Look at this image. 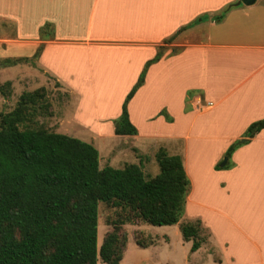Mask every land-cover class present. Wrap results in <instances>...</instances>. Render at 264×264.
<instances>
[{
  "label": "crops",
  "instance_id": "obj_1",
  "mask_svg": "<svg viewBox=\"0 0 264 264\" xmlns=\"http://www.w3.org/2000/svg\"><path fill=\"white\" fill-rule=\"evenodd\" d=\"M237 3L222 21L212 19ZM6 26L14 28L13 36ZM0 30L1 85L12 81L19 96L53 83L73 98L119 96V116L146 64L163 47V57L148 68L128 103L138 134L116 135L114 126L112 132L130 139L136 151V142L149 146L143 139L168 132L171 141L156 154L163 148L182 158L191 182L184 220L199 219L210 233L212 252L204 245L192 257L203 252L212 264H264V129L246 136L264 120V0L251 6L241 0H0ZM41 44L34 65L3 64L34 57ZM64 112L69 121L70 105ZM186 121L188 128L177 133ZM137 165L144 169L145 162ZM163 240L168 243L161 252L157 244ZM171 242L165 234L146 249H157L148 252L157 255L137 262L127 247L120 264H175Z\"/></svg>",
  "mask_w": 264,
  "mask_h": 264
},
{
  "label": "trees",
  "instance_id": "obj_2",
  "mask_svg": "<svg viewBox=\"0 0 264 264\" xmlns=\"http://www.w3.org/2000/svg\"><path fill=\"white\" fill-rule=\"evenodd\" d=\"M239 5L229 6L212 19L222 21L231 8ZM44 30L42 39L46 38ZM43 50L41 44L34 59ZM162 57L163 47L146 64L126 96L121 117L115 121L116 135L138 134L130 120L128 103L144 84L148 68ZM28 61L8 59L3 64L14 66ZM10 85L8 82L0 87L3 97L5 86ZM40 96H47L45 89L24 92L14 111L0 114V264H98L99 257L105 264H120L128 242L118 253V238L115 233L109 234L99 249L100 203L121 210L134 208L140 220L152 226L180 222L191 186L180 156L160 149L156 154L160 173L153 178H147L137 164L100 168V154L93 144L30 126L34 122L23 115L21 107L35 104ZM262 129L264 120L253 123L246 136L253 138ZM239 145L234 144L227 156ZM180 231L183 240L192 243L191 254L210 238L199 219L181 224ZM137 245L150 246L139 240Z\"/></svg>",
  "mask_w": 264,
  "mask_h": 264
},
{
  "label": "rangeland",
  "instance_id": "obj_3",
  "mask_svg": "<svg viewBox=\"0 0 264 264\" xmlns=\"http://www.w3.org/2000/svg\"><path fill=\"white\" fill-rule=\"evenodd\" d=\"M0 32L3 31L0 30ZM6 33L9 36H13L14 28L12 26H6ZM35 61L37 60L32 57L27 63L30 62L34 65ZM11 76L17 77L16 74L13 75V72ZM0 79L2 78L0 77ZM8 82H10L11 85L5 86L4 91L6 97L0 96V114H9L14 111L18 107V101L21 97L18 95V88H14L13 82L10 80L5 81L2 85L0 84V87ZM42 88L45 89V94L47 96H40L35 104L29 103L27 107H21L23 115H26L29 120H33L34 123L30 125L31 127L69 135L93 144L100 154V168L107 166L123 168L127 163L140 164L141 161H144L145 165L143 171L147 178H153L160 173L155 154L159 147H164L171 141V139L168 138V132L166 135L164 133H157L151 138H145V136H143L145 139H141L149 142L150 145H138L139 142H136L137 148H139L140 151H136L135 148L132 147L133 143L130 139L127 141V139H120L118 136H115L112 132V128L113 126L115 127V121L121 117L115 115L119 96H74L73 98V96H69V94L59 90V86L54 83L50 87ZM15 89L17 93H15L14 96ZM1 97H3V99H1ZM90 103L95 107L93 111L88 109L87 104ZM68 105H70L69 121L68 117H65L66 111L64 112ZM107 115L113 119H106L105 116ZM189 119L191 120V118ZM64 120L65 122H63ZM166 120L167 123L171 121L168 117H166ZM144 121L148 122L146 119H144ZM186 128H188L187 121L185 124L180 123L177 133H184L185 131L183 130H186ZM154 131L164 132L166 130L162 127H155ZM160 134H164V136ZM193 143L194 133L191 135V145H193ZM189 150V158L193 159V146ZM139 156H142L143 160H140L138 158ZM225 159L226 157H224L221 164L224 163ZM185 217L186 215H183L177 225L158 227L141 221L138 211L134 208L121 210L113 208L112 205L100 203L98 229L99 249L108 235L115 233L118 238L117 252L122 253L125 249L126 242H128V256L131 255L133 258H136L135 262H137L141 260V258H145L146 255L150 258H154V255L157 254L150 253H158L157 249L162 252V250L166 249V244L168 243L163 240L157 244V249H151L150 251L146 250L148 248L138 246L137 240L141 241L144 245H151L161 241L163 237H165V234H167L172 239L171 245L173 247L172 251L175 252V264H179V262L183 264L184 260H186V264H212L206 261V255L203 252L192 257L190 253L192 243L185 242L183 237H181L180 225L188 223L184 220ZM204 245L206 250L212 252L209 239ZM163 261L162 258L160 263ZM143 263L146 264L145 262ZM98 264H105L100 257Z\"/></svg>",
  "mask_w": 264,
  "mask_h": 264
},
{
  "label": "water",
  "instance_id": "obj_4",
  "mask_svg": "<svg viewBox=\"0 0 264 264\" xmlns=\"http://www.w3.org/2000/svg\"><path fill=\"white\" fill-rule=\"evenodd\" d=\"M257 2V0H241V3L246 5V6H251L254 5ZM227 158L225 159L224 163L222 164V166H224L227 162Z\"/></svg>",
  "mask_w": 264,
  "mask_h": 264
}]
</instances>
